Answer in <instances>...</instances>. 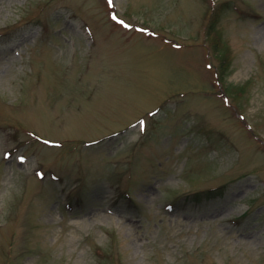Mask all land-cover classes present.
Returning <instances> with one entry per match:
<instances>
[{
	"label": "rangeland",
	"instance_id": "rangeland-1",
	"mask_svg": "<svg viewBox=\"0 0 264 264\" xmlns=\"http://www.w3.org/2000/svg\"><path fill=\"white\" fill-rule=\"evenodd\" d=\"M0 264H264V0H0Z\"/></svg>",
	"mask_w": 264,
	"mask_h": 264
}]
</instances>
